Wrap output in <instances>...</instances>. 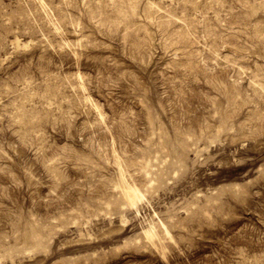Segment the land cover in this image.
Instances as JSON below:
<instances>
[{
  "label": "rangeland",
  "instance_id": "rangeland-1",
  "mask_svg": "<svg viewBox=\"0 0 264 264\" xmlns=\"http://www.w3.org/2000/svg\"><path fill=\"white\" fill-rule=\"evenodd\" d=\"M0 264H264V0H0Z\"/></svg>",
  "mask_w": 264,
  "mask_h": 264
}]
</instances>
